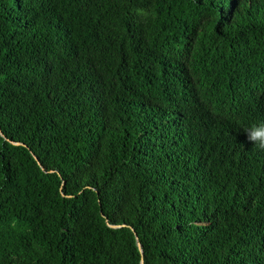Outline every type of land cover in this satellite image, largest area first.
I'll return each mask as SVG.
<instances>
[{
    "label": "trees",
    "instance_id": "1",
    "mask_svg": "<svg viewBox=\"0 0 264 264\" xmlns=\"http://www.w3.org/2000/svg\"><path fill=\"white\" fill-rule=\"evenodd\" d=\"M260 122L264 0H0V264H264Z\"/></svg>",
    "mask_w": 264,
    "mask_h": 264
},
{
    "label": "clouds",
    "instance_id": "2",
    "mask_svg": "<svg viewBox=\"0 0 264 264\" xmlns=\"http://www.w3.org/2000/svg\"><path fill=\"white\" fill-rule=\"evenodd\" d=\"M247 139L257 148L264 150V122L242 128Z\"/></svg>",
    "mask_w": 264,
    "mask_h": 264
},
{
    "label": "water",
    "instance_id": "3",
    "mask_svg": "<svg viewBox=\"0 0 264 264\" xmlns=\"http://www.w3.org/2000/svg\"><path fill=\"white\" fill-rule=\"evenodd\" d=\"M0 134L2 135V136H4V134H3V132H2V130L0 129ZM32 154H33V156L35 157V159L37 160V162L39 163V165L44 169V166L41 164V162L39 161V158L32 152ZM110 226H112V227H117L118 225H112V224H109ZM119 226H121V225H119ZM137 236V235H136ZM137 239H138V246H139V248H140V250H141V253H142V255L144 254V251H143V247H142V244H141V242L139 241V238H138V236H137ZM141 264H144V260L142 259V261H141Z\"/></svg>",
    "mask_w": 264,
    "mask_h": 264
}]
</instances>
